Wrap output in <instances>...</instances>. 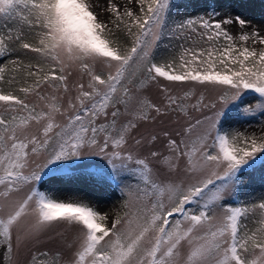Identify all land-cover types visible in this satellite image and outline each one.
Masks as SVG:
<instances>
[{
    "label": "snow or ice",
    "instance_id": "obj_1",
    "mask_svg": "<svg viewBox=\"0 0 264 264\" xmlns=\"http://www.w3.org/2000/svg\"><path fill=\"white\" fill-rule=\"evenodd\" d=\"M128 4L0 0V18L18 21L0 32V55L16 44L37 57L36 65L10 61L22 64L25 79L34 78L19 89L24 98L0 94L5 105L0 110V257L4 264L11 260L13 238L19 250L29 239L63 229L74 244L66 256L53 253L51 264H264V202L251 208L225 202L226 195L236 196L247 174L264 167V132L231 127L264 115V35L257 28L241 32L237 45L229 26L250 24L239 15L219 19L222 13L212 10L185 16L175 0ZM101 12L110 16L102 20ZM166 36L182 42L162 52ZM46 65L59 74L49 75ZM72 70L81 76L74 89L67 83ZM4 71L0 67V74ZM137 77L160 85L166 107L184 120L179 139H167L171 156L154 144L147 155L128 150L136 119H149L145 109L160 112L139 88H130ZM170 86L200 91L173 95ZM246 94L256 101L254 107L240 108ZM30 95L43 105L30 103ZM65 95L62 107L58 100ZM128 115L132 119H121ZM233 116L239 119L232 121ZM133 139L143 147L142 137ZM156 140L153 135L148 143ZM161 159L176 161L163 177L150 166ZM87 163L99 165L92 173L120 192L121 208L114 216L83 200L58 201L39 190L45 176L67 175ZM257 209V227L249 229L242 218L255 217ZM185 243L188 253L182 257Z\"/></svg>",
    "mask_w": 264,
    "mask_h": 264
},
{
    "label": "rangeland",
    "instance_id": "obj_2",
    "mask_svg": "<svg viewBox=\"0 0 264 264\" xmlns=\"http://www.w3.org/2000/svg\"><path fill=\"white\" fill-rule=\"evenodd\" d=\"M112 2L121 5V6H129L128 0H112ZM103 3V0H101ZM215 10L217 12L222 13L219 19H223L229 14L239 15L246 21H249L250 24L246 26L244 29H238L237 25L229 26L230 34L237 37L236 43L238 44V35L241 32H251L254 28L260 29V34L264 35V0H212L211 4L209 2L203 0H189L186 5H180L179 13L186 15H196L197 13H203L205 11ZM110 16V14L106 12H101L100 19H106ZM6 20L0 18V23H4ZM175 43L180 44L181 40H174ZM247 46L259 48V45H252L251 41L247 42ZM28 53V50H25ZM161 51L167 53L168 49L166 47H161ZM9 52V51H8ZM7 53V52H6ZM9 54V53H8ZM7 55V54H6ZM17 55H9V56H0V67H3L5 71L0 74L2 75V79H0V94H14L20 98H24L23 94L19 91V89L25 86V83H32L34 78L25 79V71L22 67L23 63H28L29 60H21V65H15L10 63V61L17 60ZM36 62L32 63L36 65ZM19 67V71H13L14 68ZM35 70V68H33ZM45 71L48 72L49 75L56 74L59 72H52L51 65L45 66ZM43 75V73H41ZM15 77L13 83L9 84V80H12ZM86 81V77L84 78ZM81 80V76L78 71L72 70V74L68 78V87L70 89H74L75 85ZM171 82L161 81V85H170ZM130 88L133 91L136 88L140 89L139 95L146 100L147 102L157 106L160 108V112L157 113L154 109L147 110L149 119L147 121L137 118L136 124L137 127L133 129L130 133L129 143L127 145L128 150L133 153H139L141 155H147L148 149L155 145L156 149H158L163 155L172 154L168 151L166 147V142L169 137L179 139L176 136V132L180 129L184 120L180 116L179 113L173 112L169 110L167 105V100L165 98L164 92L161 91V86L156 82H144L143 86H136L135 82L133 85H130ZM186 90H191L194 93L198 94L200 89H181L179 87H171L169 88V93L173 95H183V92ZM51 90H47L48 94ZM75 94L74 91L72 93ZM211 93L205 91V95L208 96ZM59 96V93H57ZM28 101L30 103H36L38 107L42 106L44 102L38 101L34 96H29ZM67 96H64L63 100H58V103L61 104L62 107L66 106ZM244 99V104L246 107H254L256 101L251 99L247 94L242 97ZM5 107L4 102H0V110ZM139 105H137V108ZM191 111V109H189ZM61 118L57 115V120L59 121ZM122 120L127 121L132 119L131 115L122 116ZM232 121L239 119L237 116H233L230 118ZM248 123L240 122V123H232L231 127L238 129L240 131H246L248 133H254L256 135H260L264 132V115L257 113L255 116L245 118ZM228 126V125H226ZM155 135L157 140L148 143L150 141L151 136ZM143 138L144 145L143 147H139L135 145V140L133 138ZM176 161L170 160L168 163H165L162 159L160 161L151 162L150 166L153 170L160 169L161 176L163 177L168 173L169 165H175ZM99 165L93 163L81 164L79 167H73V171H80L83 173H89V180L86 185L80 186L79 184H74L72 181L65 180V178L61 175L51 176L45 180H43L39 185L40 191H45L49 193L54 199L59 201H68L69 199L73 200H83L90 205L94 206L98 211L102 213H109L114 216L117 212L120 211L122 197L120 192L115 189L113 186L109 185V187L104 184H99L96 187L91 181H95V179H102L105 183L108 184L109 180L106 178L97 177L92 173V169L97 168ZM110 174V170H109ZM247 195H244V207H249L253 204H259L260 202H264V179L260 180L256 185L250 187L247 191ZM166 200V197H165ZM231 201L232 205L235 204V198L232 196H225V202ZM259 217V210H256V216L253 217L251 214L247 220H243L244 224L249 226V229L257 227L254 223V219ZM27 218L21 222V228L26 224ZM13 237H15V229L13 230ZM74 244V240L71 234L64 232L63 229L57 231H49L40 234L35 240H27L22 243L19 250L16 247L15 238H13V250L11 260L7 262V264H33V256L36 255V264H43L42 260L44 256H41L40 253L47 252L49 254H53L55 252H60L66 256L68 252V245ZM3 251V248L0 247V252ZM188 253V246L185 243L181 248L182 257H186ZM0 264H4L3 257H0Z\"/></svg>",
    "mask_w": 264,
    "mask_h": 264
},
{
    "label": "trees",
    "instance_id": "obj_3",
    "mask_svg": "<svg viewBox=\"0 0 264 264\" xmlns=\"http://www.w3.org/2000/svg\"><path fill=\"white\" fill-rule=\"evenodd\" d=\"M188 1L189 0H175L176 10L178 13L180 11V5L181 6L186 5L188 3ZM203 1L209 2V4H211V2H212V0H203ZM15 24H18V21L17 22L8 21L6 23V25L0 24V32L6 33L8 27L9 26H15ZM24 30H25V32H27L26 28ZM115 38L119 39L120 43L122 45L124 44V40L119 35H117ZM174 40H175V38L169 40L166 36L161 42V47H165V46L170 45L173 48H178L179 44L175 43ZM200 46L204 47L206 45L202 42ZM8 51L9 52L5 53L4 55H6V54L8 55V53L9 54H16L23 61L29 60L28 63L29 62L35 63L36 62L35 60H37L35 53H28L25 50H21V49H19L18 45H16V44H13L12 47L9 48ZM4 55H0V56H4ZM134 82H135L136 86L141 87V86H143L145 81L143 80L142 77H137ZM243 102H244V99H242V103L238 102V103H240V108L246 107V105ZM238 111H239V109H238ZM55 175H61L65 178V180L72 181L74 184H79L80 186L86 185L88 183V181H90L88 179L89 175H90L89 173H85L83 175L82 172L73 171L72 169L70 170V174L66 175V174H62V173H57ZM55 175L45 176L44 180L51 177V176H55ZM262 179H264V167H258L257 170L251 171L249 174H247L244 177V184L240 186V189L237 191L236 196L234 197L235 198L234 206L241 207V204L244 200L243 196L247 195V193H248L247 191L250 189L251 186L256 185ZM91 183H93L96 187H98L99 184H104L105 186L107 185L108 187H109V185H111L110 181L107 184L102 179H99V178L95 179V181H91ZM121 202L122 201H120V203ZM51 257H52V254L48 253V255L44 256L42 263L43 264H51Z\"/></svg>",
    "mask_w": 264,
    "mask_h": 264
},
{
    "label": "bare ground",
    "instance_id": "obj_4",
    "mask_svg": "<svg viewBox=\"0 0 264 264\" xmlns=\"http://www.w3.org/2000/svg\"><path fill=\"white\" fill-rule=\"evenodd\" d=\"M8 21L6 20L4 23H2L3 25H6V23H7ZM1 24V23H0ZM238 45V44H237ZM9 55H11V54H8V55H4V56H9ZM12 55H16V54H12ZM18 56V55H17ZM17 58H19V60H21L20 59V57L18 56ZM238 111V110H237ZM227 127V126H226ZM244 201L245 200H243V202H242V204H241V207H244L245 206V203H244Z\"/></svg>",
    "mask_w": 264,
    "mask_h": 264
}]
</instances>
